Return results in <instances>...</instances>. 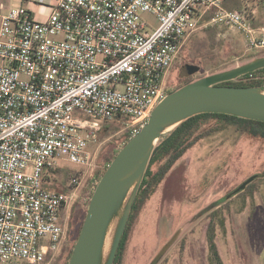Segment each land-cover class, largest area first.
I'll return each instance as SVG.
<instances>
[{"label": "built area", "instance_id": "obj_1", "mask_svg": "<svg viewBox=\"0 0 264 264\" xmlns=\"http://www.w3.org/2000/svg\"><path fill=\"white\" fill-rule=\"evenodd\" d=\"M26 1L40 9L0 16V262L44 264L62 248L72 202L49 177L87 166L104 122L122 123L130 138L140 131L207 15L251 52H264V26L251 21L255 10L225 9L224 0Z\"/></svg>", "mask_w": 264, "mask_h": 264}, {"label": "rangeland", "instance_id": "obj_2", "mask_svg": "<svg viewBox=\"0 0 264 264\" xmlns=\"http://www.w3.org/2000/svg\"><path fill=\"white\" fill-rule=\"evenodd\" d=\"M26 4V0H0V16L15 5ZM223 7L248 12L253 9L251 21L256 26H264V0H224ZM212 17L207 15L185 40L167 76L168 93L187 81L231 69L263 53L248 51L237 30L213 21ZM143 18L149 26L158 25L152 15L143 14ZM189 65L197 66L198 70L187 74ZM211 129V134L177 161L141 207L130 228L124 264H149L181 227L180 238L160 264H213L207 236L212 219L217 224L216 242L225 264H264V142L240 133L235 125L210 120L200 132ZM126 131L122 123L104 122L98 140L91 144L90 163L83 168L68 164L66 169L57 171L55 178L49 177L50 186L72 194L65 214L69 216L73 209L77 227L70 247L64 251L65 239L61 250L44 264H66L87 213L86 203L98 183V171L108 167L109 160L122 148L128 137L124 136ZM79 169L84 174L80 183L68 188L71 177ZM253 175L257 177L251 182L252 187L227 198Z\"/></svg>", "mask_w": 264, "mask_h": 264}, {"label": "water", "instance_id": "obj_3", "mask_svg": "<svg viewBox=\"0 0 264 264\" xmlns=\"http://www.w3.org/2000/svg\"><path fill=\"white\" fill-rule=\"evenodd\" d=\"M264 68V56L219 71L168 93L154 108L147 123L118 151L98 181L68 264H115L134 203L161 139L187 118L203 112H220L264 121V84H221ZM198 70L186 67L189 75ZM257 177L251 176L227 196L237 194ZM179 228L161 247L151 264L179 239Z\"/></svg>", "mask_w": 264, "mask_h": 264}, {"label": "trees", "instance_id": "obj_4", "mask_svg": "<svg viewBox=\"0 0 264 264\" xmlns=\"http://www.w3.org/2000/svg\"><path fill=\"white\" fill-rule=\"evenodd\" d=\"M245 9H248V6ZM260 56H264V52L262 54L257 55L256 57H260ZM189 82L191 81H187L181 86ZM221 84L235 85V86H252V85L264 84V68H260L255 71L246 73L242 76H238L237 78L233 80L222 82ZM209 120L214 121L215 123L221 124V125L222 124L223 125H235L237 130L240 133L245 134L247 137H250L254 140H259V141L264 142V121L255 120V119L246 118V117H240L237 115H232V114H227V113H220V112H203V113L195 114L187 118L180 125H178L175 129H173L171 132L166 134L161 139V141L158 143L154 151L150 166L148 168V171L142 183L137 199L134 203L132 214L130 216L126 231L122 238V241H121V244H120V247L118 249L115 259H117V257L120 254H122L123 250L126 248L131 225L133 221L135 220L141 207L146 203V201L156 191L159 184L167 177V175L169 174L171 169L174 167V165L177 163V161L181 159L185 155V153L189 149H191L193 146H195V144H197L204 136L209 135L213 132V129L205 131V132L203 131L200 132L203 125ZM217 128L218 127L216 126V129ZM129 139L130 137H127L124 140L122 145L124 146V144L128 142ZM114 157L109 160V163H111ZM106 169H107V166H105L103 169H100L98 171V181L103 176ZM252 186H253V183H250L247 186V188L241 192H245L247 189H249ZM91 196L89 197L86 203L85 211H87ZM82 224H83V221H82ZM82 224L80 225V228L78 229V233L76 235L77 238L81 231ZM224 224H225L224 221H222V225ZM216 228H217V224L215 220L213 219L211 220L209 227H208L209 248H210L213 260H214L213 264H225L219 252L218 244L216 242V235H217ZM71 254H72V249L70 250L66 264H68Z\"/></svg>", "mask_w": 264, "mask_h": 264}, {"label": "flooded vegetation", "instance_id": "obj_5", "mask_svg": "<svg viewBox=\"0 0 264 264\" xmlns=\"http://www.w3.org/2000/svg\"><path fill=\"white\" fill-rule=\"evenodd\" d=\"M129 135V132L126 131L124 132V136L127 137ZM75 214L73 209L70 211L69 216H67L65 213L63 214V221L66 224V244L65 247L63 248L64 251H66L69 247H70V240L72 238V236L74 235V229H76V223H75ZM213 220V219H212ZM216 222V221H215ZM209 227V226H208ZM207 236H208V231H207ZM180 238V237H179ZM178 241V240H177ZM176 241V242H177ZM175 242V243H176ZM172 248V247H171ZM169 248V250L171 249ZM168 250V251H169ZM160 251V250H159ZM158 251V252H159ZM168 251L163 255V257L159 260L158 264H160V262L162 261V259L165 257V255L168 253ZM157 252V253H158ZM157 253L155 254V256L157 255ZM125 254H126V248L123 250L122 254H120L117 259H115V264H124L125 261ZM154 256V257H155ZM154 257L152 258V260L154 259ZM152 260L150 261L149 264H151ZM213 260V259H212Z\"/></svg>", "mask_w": 264, "mask_h": 264}, {"label": "crops", "instance_id": "obj_6", "mask_svg": "<svg viewBox=\"0 0 264 264\" xmlns=\"http://www.w3.org/2000/svg\"><path fill=\"white\" fill-rule=\"evenodd\" d=\"M26 2H27V4H29L28 1H26ZM29 5L31 6V8H34L35 10L40 9L39 6L37 7V5H36L35 3H34V4L30 3ZM63 169H66V168L62 167V168L60 169V171H62ZM55 174H57V172H56ZM55 176H56V175H54V178H55ZM55 187H56V186H55ZM55 187H54V188H55ZM57 189H58V188H57ZM60 190H62V189H60Z\"/></svg>", "mask_w": 264, "mask_h": 264}]
</instances>
